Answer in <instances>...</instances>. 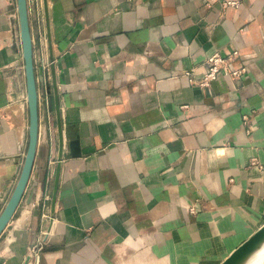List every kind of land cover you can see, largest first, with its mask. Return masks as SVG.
Here are the masks:
<instances>
[{
    "label": "crops",
    "instance_id": "1",
    "mask_svg": "<svg viewBox=\"0 0 264 264\" xmlns=\"http://www.w3.org/2000/svg\"><path fill=\"white\" fill-rule=\"evenodd\" d=\"M11 2L0 0V210L29 139ZM27 12L37 93L40 37L52 55L54 128L38 105L0 264L32 248L27 264H216L264 222V0H27ZM233 50L241 76L189 81ZM50 64L65 142L53 211Z\"/></svg>",
    "mask_w": 264,
    "mask_h": 264
},
{
    "label": "water",
    "instance_id": "2",
    "mask_svg": "<svg viewBox=\"0 0 264 264\" xmlns=\"http://www.w3.org/2000/svg\"><path fill=\"white\" fill-rule=\"evenodd\" d=\"M12 7L16 9V18L13 19L12 27V41L11 47L14 51H21L22 58L24 60V75H25V86L26 94L23 95L27 100L28 110H29V139L26 152L22 161V166L14 188L9 196L8 200L0 210V236L6 229L9 221L12 219L14 212L22 198L24 190L26 188L27 182L29 180L31 169L33 166L37 139H38V99H37V89L35 84V71L33 63V47L32 39L29 30L28 23V12H27V0H12ZM14 23L17 24L18 30L14 28ZM41 51H42V63L47 65L48 61L52 60V55L50 49L48 50V60L45 55L44 39L40 37ZM52 77H53V99L54 108L56 113V128H57V140L54 139L51 134V153H50V164H49V175H53V161L56 163L54 182L52 188V198H51V211H53L55 196L57 192L58 177L60 162L62 155L64 153V137L61 125V113L59 106V99L57 95V87L54 80L53 65L50 64ZM214 82V80L212 81ZM211 82V83H212ZM210 83V84H211ZM52 109V108H51ZM53 124H51L50 132L53 131ZM73 144H76L75 140L68 142L69 154L70 156H79V152L73 151ZM57 147V154H55V148ZM43 193L40 191L39 196ZM1 207V203H0ZM15 233L13 228L10 235H7L6 240L10 242ZM35 249L32 248L28 251L24 264H27L31 255L34 253ZM264 263V222L259 225L254 231H252L245 239H243L239 244L232 248L226 255H224L216 264H263Z\"/></svg>",
    "mask_w": 264,
    "mask_h": 264
},
{
    "label": "built area",
    "instance_id": "3",
    "mask_svg": "<svg viewBox=\"0 0 264 264\" xmlns=\"http://www.w3.org/2000/svg\"><path fill=\"white\" fill-rule=\"evenodd\" d=\"M227 3L230 4L233 2L228 1ZM236 56V50L231 51L229 54H223L219 51L213 52L204 62L202 75L198 79L189 78V81L196 83L198 86H209L222 72L234 77L241 76L246 68L244 65L238 67L232 65ZM39 69L38 84L40 86V91L37 93L38 105H40L50 129V89L45 72V65L41 64ZM188 210L194 212V207L189 206Z\"/></svg>",
    "mask_w": 264,
    "mask_h": 264
},
{
    "label": "rangeland",
    "instance_id": "4",
    "mask_svg": "<svg viewBox=\"0 0 264 264\" xmlns=\"http://www.w3.org/2000/svg\"><path fill=\"white\" fill-rule=\"evenodd\" d=\"M264 264V263H263Z\"/></svg>",
    "mask_w": 264,
    "mask_h": 264
}]
</instances>
